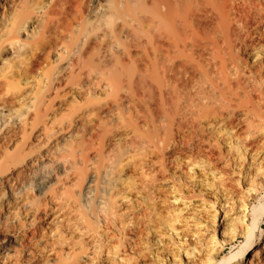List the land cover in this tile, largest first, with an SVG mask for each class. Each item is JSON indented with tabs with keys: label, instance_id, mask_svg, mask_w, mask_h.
<instances>
[{
	"label": "bare ground",
	"instance_id": "bare-ground-1",
	"mask_svg": "<svg viewBox=\"0 0 264 264\" xmlns=\"http://www.w3.org/2000/svg\"><path fill=\"white\" fill-rule=\"evenodd\" d=\"M15 2L0 264H264V0Z\"/></svg>",
	"mask_w": 264,
	"mask_h": 264
},
{
	"label": "rangeland",
	"instance_id": "rangeland-1",
	"mask_svg": "<svg viewBox=\"0 0 264 264\" xmlns=\"http://www.w3.org/2000/svg\"><path fill=\"white\" fill-rule=\"evenodd\" d=\"M22 1V2H21ZM23 1L24 0H16V2H15V4H16V6H17V8H19L20 7V5L23 3ZM211 19L213 20V18H212V16H207V17H205L204 18V20L203 21H201V23H200V27L198 28V30L199 31H201V32H204V30H208L209 29V27L210 26H212L211 24H213V21H211ZM210 21V22H209ZM209 22V23H208ZM203 26H202V25ZM208 24V25H207ZM248 26H249V24H248ZM205 27V28H204ZM211 29V28H210ZM249 30H250V27H249ZM23 38H25V35L24 36H22ZM184 142V139H178V141H177V143L176 144H174L173 145V147H171V151H170V154L169 155H171L172 156V160H173V162H171L169 165H170V168H171V170L172 171H175V172H180V171H182L181 170V167H179V166H181L182 165V162L179 160V158H176L175 156L177 155V154H179L178 152H180L182 149H184L185 147L183 146V143ZM156 195H161V196H163V193H161V191H159V192H156ZM261 223H262V219L260 220H258V222H257V225L259 224V225H261ZM258 225V226H259ZM262 227H264V224H263V226ZM264 235V230H262L261 228L259 229V228H257V230H256V240L257 241H261L262 239H263V236ZM258 245H260V244H258Z\"/></svg>",
	"mask_w": 264,
	"mask_h": 264
}]
</instances>
